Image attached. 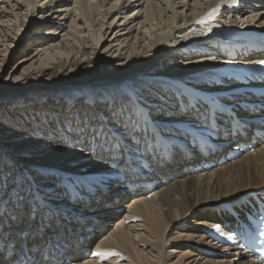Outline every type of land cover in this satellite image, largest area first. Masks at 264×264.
Segmentation results:
<instances>
[{
	"label": "bare ground",
	"instance_id": "bare-ground-1",
	"mask_svg": "<svg viewBox=\"0 0 264 264\" xmlns=\"http://www.w3.org/2000/svg\"><path fill=\"white\" fill-rule=\"evenodd\" d=\"M257 3L248 0L237 10L231 0H0V43L12 34L18 46L24 43L27 51L18 61L28 63L23 70L48 69L51 60L61 70L74 60L80 66L96 64L95 75L76 85L0 95L1 102L16 101L14 107L36 98L25 115L48 105L51 96L64 99L58 103L65 106L33 119L32 127L17 115L15 126L21 129L0 132V171L21 170L13 172L4 194L0 177V264H256L246 251L221 247L208 233L264 201V138L223 136L224 149H235L242 140L251 150L222 164L217 162L224 153L203 155L192 146V157L178 148L169 151V160L160 158L164 152L148 156L150 179L157 185L146 195L135 175L126 172L124 152L113 156L96 132L102 126L105 135L122 140L132 159L144 154L141 144L148 138L129 139L122 113L142 109L164 140L178 139L176 130L165 127L167 120L198 123L200 112L194 113L174 86L183 82L218 92L238 65L264 58L255 49H246L251 51L246 56L242 48L236 60L220 53L223 29L264 35V7H254ZM217 4L218 13L207 19ZM83 112L89 113L83 116L87 125ZM237 113L256 115L241 108ZM64 116L67 124L56 126ZM40 123L49 134L40 132ZM246 124L248 133L256 126ZM257 127L264 129V122ZM201 161L215 165L188 170ZM24 176L28 192L21 184Z\"/></svg>",
	"mask_w": 264,
	"mask_h": 264
},
{
	"label": "rangeland",
	"instance_id": "rangeland-1",
	"mask_svg": "<svg viewBox=\"0 0 264 264\" xmlns=\"http://www.w3.org/2000/svg\"><path fill=\"white\" fill-rule=\"evenodd\" d=\"M38 32H40V31H38ZM11 36H13L15 38L14 34H12ZM3 38H5V42L0 43V95L4 94L5 92H7L11 89H17L21 93L29 94V93H34V92L41 91V90L46 91L47 89L55 88L52 86H55L58 84H63V83H68V82L76 85V84H79L81 81L86 80L87 77H85V76L90 77V76L95 75L94 74L95 73L94 67L96 64L89 63V64H85V65L80 66V65L76 64L77 62L75 60L70 65H65L66 68L64 70L60 69L58 61H56V60L55 61L51 60V62L49 64L48 63L46 64L49 67L48 69H42L41 66L36 65L37 68H35L33 70L31 68L30 69L27 68L26 70H23V68L28 63L18 64V61L24 57L23 54L25 53V51H27V49H25L24 43H21L18 46L17 41L14 38L5 37V36L2 37V39ZM94 41L95 40L93 39L91 41V43ZM75 49L76 48L74 47L73 51L71 50V53L72 52L74 53ZM72 59L73 58H71L70 60H72ZM44 63H46V62H44ZM79 66H80V68L78 69ZM82 68H84V69L87 68L86 72H85V70L80 72ZM111 68H113V66L108 68V71ZM18 76H20L21 77L20 79H23V80L18 81L17 79H15V77H18ZM17 90H14L13 92H16ZM75 98H76V100H78L81 103V101H82L81 99L83 97L81 95H79L78 97H75ZM35 99L36 98L31 97L30 101L25 102V103H20L16 107H14V104L16 101H9V102L8 101H4V102L0 101V132L1 131L5 132V129H8L6 134L12 135L13 132H11V131H13L15 129V127L17 129H21V127L15 126L17 120L18 121L20 120V117H18L17 115H19V116L22 115L23 118L25 117L24 119H22V121L28 122L29 125L32 127V126H34V125H31L33 123L32 122L33 119L38 118V120H41L43 115L44 116L48 115V114L54 115L57 108L59 110V108L65 107L61 104L64 101V99H62V98L58 99V97L51 96V98H49V100H48V105H44V103H42V106L41 105H38V107L32 106L33 107L32 109L34 112H31V114H29L30 113L29 112L25 115L27 110H29L28 109L29 106L32 104L34 105L33 102H35L34 101ZM55 102L56 103L61 102V103L60 104L58 103V105H56ZM79 102H78V104H80ZM83 103H81V104L84 105ZM54 105H56V106H54ZM54 109H56V110H54ZM86 114H89V113H87V112H83V114L80 113L81 119H83L85 125H87V116H85L86 118H83V116ZM52 115H50V116H52ZM68 120L69 119L64 116L61 119L60 118L56 119V121H54V124H56V126L59 123H61V124L66 123L67 124ZM43 124H44V126H43ZM64 126L65 125H61V127H64ZM51 128L53 129V127H51ZM38 129L40 130V132H43L46 135L49 134V129L47 128L45 123H40V125L38 126ZM9 130H11V131H9ZM56 143H58V142H56ZM9 144L12 148H16L14 143H9ZM56 145H58V144H56ZM11 171H9V170L0 171V177H3L5 185H6V187L4 188L5 190H4L3 194L5 193L6 189L11 185V183L15 179L13 177H16L15 176L16 171L20 172L21 170L18 171L15 169V171H14V168L12 167ZM13 172H15V173H13ZM25 176L22 177L23 180H21V184L24 185V189L28 192L29 189L26 188L27 182H25V180H26ZM7 182H9V185L7 184ZM110 229H111V226H107L105 233L107 231H109ZM92 247H93V245H91V247L88 249L92 250ZM89 255H85V256H89Z\"/></svg>",
	"mask_w": 264,
	"mask_h": 264
},
{
	"label": "snow or ice",
	"instance_id": "snow-or-ice-1",
	"mask_svg": "<svg viewBox=\"0 0 264 264\" xmlns=\"http://www.w3.org/2000/svg\"><path fill=\"white\" fill-rule=\"evenodd\" d=\"M232 4L238 3V0H231ZM219 11V4L213 7L207 13V19L214 18V15ZM203 22V21H200ZM259 64H264V60L257 61ZM144 111L142 109L136 108L126 113H122L124 116V126L128 130L129 139L134 142H138L140 138H148V137H160L159 130L155 127L153 123L144 120ZM97 136H102L103 139L108 143L109 151L113 154V156L119 155L122 151L123 144L122 140L117 139L115 136H107L101 130L96 132ZM95 256H105L106 253L103 252H94L92 253Z\"/></svg>",
	"mask_w": 264,
	"mask_h": 264
}]
</instances>
